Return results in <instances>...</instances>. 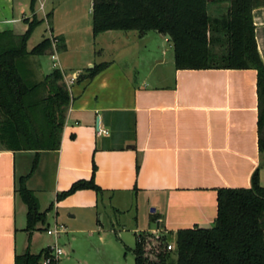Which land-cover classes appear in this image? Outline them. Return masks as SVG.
Here are the masks:
<instances>
[{
    "label": "crops",
    "instance_id": "0c3cea01",
    "mask_svg": "<svg viewBox=\"0 0 264 264\" xmlns=\"http://www.w3.org/2000/svg\"><path fill=\"white\" fill-rule=\"evenodd\" d=\"M42 1L45 19L32 0H0V31L20 26L24 34L26 20L54 19V9ZM252 17L264 62V6ZM69 30L54 23L43 40L58 38L65 49L32 57L40 81L60 70L71 94L60 149L41 152L34 171V152L0 149V264L52 247L48 230L56 223L67 227L58 240L64 251L58 264H126L132 250L123 241L127 232L134 233L136 246L140 234L174 240L181 230L211 228L220 189H249L256 172L264 187L256 70H178L175 57L167 66L144 57L107 61L102 56L110 48L118 54L148 48L151 34L109 31L93 37L99 61H88L82 72L64 56ZM99 66L104 68L89 78ZM98 127L108 135H98ZM22 178L45 215L31 231L28 206L18 192ZM92 179L100 192L85 189L58 199L75 183ZM103 213L116 220L111 227L102 222Z\"/></svg>",
    "mask_w": 264,
    "mask_h": 264
},
{
    "label": "trees",
    "instance_id": "16d2710c",
    "mask_svg": "<svg viewBox=\"0 0 264 264\" xmlns=\"http://www.w3.org/2000/svg\"><path fill=\"white\" fill-rule=\"evenodd\" d=\"M36 0H32V7ZM219 6L218 16L210 13ZM264 0H93V37L109 31L156 32L173 45L178 70H247L258 72L259 131L264 133V62L258 50L253 11ZM50 18V17H48ZM18 35L0 31V144L7 151L35 153L34 171L41 152L60 149L71 94L64 76L55 70L43 81L35 78L29 59L53 48L65 49L58 38H46L32 50L28 41L43 20H26ZM104 66L89 74L95 77ZM22 178L18 192L28 206V230L45 215ZM101 189L94 180L80 181L61 193V200L80 190ZM218 214L211 228L194 227L176 236V250L168 251V237L140 234L134 249L135 264H264V187L256 172L249 189H220ZM51 255L26 253L15 264H42Z\"/></svg>",
    "mask_w": 264,
    "mask_h": 264
},
{
    "label": "rangeland",
    "instance_id": "374dc122",
    "mask_svg": "<svg viewBox=\"0 0 264 264\" xmlns=\"http://www.w3.org/2000/svg\"><path fill=\"white\" fill-rule=\"evenodd\" d=\"M92 1L93 0H48V4H47L48 7L54 9L53 10V13L55 14L54 19H53V15H51L48 20V23L45 20L39 26V28H37V30L33 33L32 37L28 42V50H31L35 46H37L43 40L44 36L45 37L49 36V34L51 33V29H53V25L55 23V25L59 27H63L65 30L72 29L69 30L72 33L68 42V46L70 47V50L67 54L64 55L68 59L67 63L76 64L75 69H80L82 72L87 71L88 61L94 60L93 61L94 63H98L99 55L95 53V50H97L98 47L94 44L93 36L91 33ZM42 3H43L42 0H36L37 12L41 8ZM57 6L58 9H56ZM220 10L221 9L219 6H212L210 13L218 16ZM39 16L42 19H45V14L42 12V10L39 11ZM36 19L39 20L38 18ZM71 21L76 22L79 25V27L77 25L76 29L74 28L75 26H72L71 28L69 26V23ZM6 27L18 35H21L24 32V30L20 29V26H17L15 28L12 27L11 25H7ZM75 30H77L76 33ZM150 33L151 34L149 37V41H146L147 43H149L148 48H145L143 45L139 47L133 46L128 49L121 50L119 54L115 51H112L110 48L109 50L105 51V53L102 56V59H106L107 61H111L113 59L116 60L119 59L120 62H133V61H140V57H144V59L147 58V60H151V61L155 59L165 60L164 66H167L168 62L173 60L174 58V49L172 43L169 41L167 37H164L163 35H160L156 32H150ZM103 45H105V42L103 43ZM105 47L107 49V46ZM63 58L64 57L62 55L61 56V63L63 65L62 67H64V64L62 62ZM47 60L50 63L53 62L49 57H47ZM55 62L58 63V61ZM141 64H144L143 60H141ZM29 66L30 68H32L33 71L35 70L34 68L36 66L35 63L32 61V57L29 59ZM71 71L72 70H69L67 71V73H70ZM35 78L36 80L40 81L38 76L35 75ZM262 139L263 142L261 146L262 149L264 150V133ZM3 148L4 147L0 144V149ZM101 220L105 225L109 227H111V221H113L114 223L116 221L112 215L107 216L105 215V213L102 214ZM120 222L121 221L118 218V223L120 224ZM117 226L118 224L115 226L116 229L118 230L122 229L121 227L118 228ZM123 241L127 245V247H130L132 250L134 249L135 246L134 233L127 232V235L124 236ZM167 241L168 244H173L176 247V238L174 240L172 238H169ZM132 250L127 252L126 258L124 259L126 264H134V254Z\"/></svg>",
    "mask_w": 264,
    "mask_h": 264
},
{
    "label": "built area",
    "instance_id": "2783aa9c",
    "mask_svg": "<svg viewBox=\"0 0 264 264\" xmlns=\"http://www.w3.org/2000/svg\"><path fill=\"white\" fill-rule=\"evenodd\" d=\"M41 9H43V5H41ZM52 40H53V48L56 49L58 45V40L55 39ZM97 130H98V135H108V131L106 130H101L99 127ZM66 232H67V227L64 224H60V223H56L51 229L48 230V234L54 238L55 243L52 247L49 248L51 255L48 258H44L42 264H58L60 258L64 255V251L59 246L58 240ZM155 237L157 239L161 238L159 236H155ZM167 249L168 251H175L176 247L173 244H168Z\"/></svg>",
    "mask_w": 264,
    "mask_h": 264
},
{
    "label": "water",
    "instance_id": "95a60500",
    "mask_svg": "<svg viewBox=\"0 0 264 264\" xmlns=\"http://www.w3.org/2000/svg\"><path fill=\"white\" fill-rule=\"evenodd\" d=\"M152 211L154 212L155 210L153 209Z\"/></svg>",
    "mask_w": 264,
    "mask_h": 264
}]
</instances>
